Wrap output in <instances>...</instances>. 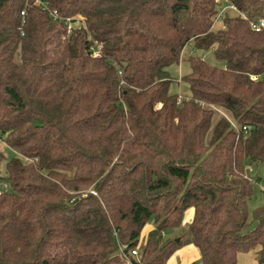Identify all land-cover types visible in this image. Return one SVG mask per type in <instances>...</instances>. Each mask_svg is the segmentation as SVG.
Here are the masks:
<instances>
[{"label": "trees", "instance_id": "trees-1", "mask_svg": "<svg viewBox=\"0 0 264 264\" xmlns=\"http://www.w3.org/2000/svg\"><path fill=\"white\" fill-rule=\"evenodd\" d=\"M223 1L214 28L218 0H0V264H264V0ZM188 41L221 64L187 55L177 102Z\"/></svg>", "mask_w": 264, "mask_h": 264}, {"label": "rangeland", "instance_id": "rangeland-1", "mask_svg": "<svg viewBox=\"0 0 264 264\" xmlns=\"http://www.w3.org/2000/svg\"><path fill=\"white\" fill-rule=\"evenodd\" d=\"M219 3L221 4L219 6L220 8L226 5L223 0H219ZM226 11L233 14L230 10H225V12ZM220 26H221V21H218L215 24L214 28L215 27L218 28ZM189 54L197 55L203 58L210 65L219 66L221 64V62L215 60V58L212 55L211 50L202 51V50L196 49L193 47L192 42L188 41L181 49L178 63L171 64L167 67L169 77L171 78V81L168 86V92L170 94L177 95V97L180 96V98L188 96V88H187L188 86L184 81L180 80V77L189 71L188 64L185 61L186 56ZM218 115H222V112L219 111ZM0 152L6 158L13 155L10 152V150L2 144H0ZM2 173H4L3 164L0 165V175H2ZM245 174L252 182V193L247 201L248 221H250L251 220V213H250L251 209L254 208L255 206L264 204V162L246 166ZM147 223L149 225H153L152 219H150ZM186 226H187V223H184L180 226L178 230L170 231L169 237H173L174 239L181 237V231ZM144 235H145V232H144ZM144 238L145 236L144 237L142 236L140 238V242H142Z\"/></svg>", "mask_w": 264, "mask_h": 264}, {"label": "crops", "instance_id": "crops-1", "mask_svg": "<svg viewBox=\"0 0 264 264\" xmlns=\"http://www.w3.org/2000/svg\"><path fill=\"white\" fill-rule=\"evenodd\" d=\"M219 1V0H218ZM232 11V10H230ZM217 23V22H216ZM215 23V24H216ZM215 26V25H214ZM192 217V208H187L182 217L181 224L188 223ZM152 229V225L144 224L140 231V238L146 236L147 232ZM145 232V235H144ZM257 247L246 252H238L235 258V264H258L257 262ZM198 252L193 244H185L179 246L166 260V264H188L197 260Z\"/></svg>", "mask_w": 264, "mask_h": 264}, {"label": "built area", "instance_id": "built-area-1", "mask_svg": "<svg viewBox=\"0 0 264 264\" xmlns=\"http://www.w3.org/2000/svg\"><path fill=\"white\" fill-rule=\"evenodd\" d=\"M225 10H233V7L231 5H229V4H226L225 6H222L221 8H219V10L217 11V13L215 14L214 19H213V22H214L213 24L214 25H215L216 22L221 21ZM51 16H52L53 19L56 18V14L54 12L51 13ZM248 25H249L251 30L257 32L260 29L264 28V19L263 18H259L257 20H251V21L248 22ZM92 55L96 56L97 52L94 51L92 53ZM180 99H181L180 96H178L177 97V102H179ZM199 104H202V103L199 102ZM0 144L5 146L4 138L2 136H0ZM7 190H8V184L5 181L0 179V193L5 192ZM130 254L135 256L136 255V250L132 249L130 251Z\"/></svg>", "mask_w": 264, "mask_h": 264}, {"label": "water", "instance_id": "water-1", "mask_svg": "<svg viewBox=\"0 0 264 264\" xmlns=\"http://www.w3.org/2000/svg\"><path fill=\"white\" fill-rule=\"evenodd\" d=\"M174 241L177 242L178 241V238L174 239Z\"/></svg>", "mask_w": 264, "mask_h": 264}]
</instances>
